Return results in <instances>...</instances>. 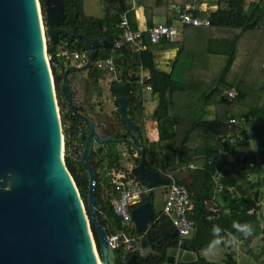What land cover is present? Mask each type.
<instances>
[{"label":"water","instance_id":"1","mask_svg":"<svg viewBox=\"0 0 264 264\" xmlns=\"http://www.w3.org/2000/svg\"><path fill=\"white\" fill-rule=\"evenodd\" d=\"M43 4L52 45L58 44L60 35L83 40L85 64L65 66L60 92L72 115L89 127L82 152L88 179L87 206L63 158V134L39 4L37 0H0V264H118L100 218L103 207L96 196L91 151L95 145L114 142L129 144L139 153L140 161L132 172L149 193L131 211L137 233L145 234L152 227L153 190L167 185L169 179L147 165L139 128L130 116V82L110 88L117 97V112L128 138L101 137L86 108L81 113L75 103L70 76L88 74L94 67L92 53L101 47L112 49V43L62 28L64 0H43ZM193 125L189 119L175 128L177 149L182 148ZM81 135L85 136L84 130ZM157 229L166 237L177 238L170 221L160 223ZM196 260L194 246L182 245L168 249L164 264H190ZM127 264H139L137 256L131 255Z\"/></svg>","mask_w":264,"mask_h":264},{"label":"trees","instance_id":"2","mask_svg":"<svg viewBox=\"0 0 264 264\" xmlns=\"http://www.w3.org/2000/svg\"><path fill=\"white\" fill-rule=\"evenodd\" d=\"M127 0H103L106 4L104 9V17L102 19L85 18L81 13L80 0H64L65 3V15L62 28L71 31L75 34L86 33L90 38H97L99 40H106L110 43H114L118 35L117 24L119 22V15L123 11H128L126 6ZM246 0H217L218 9L209 14H202L198 11L192 12L193 16L201 19H208L210 21V28L239 30L238 34H234L233 37L227 39L223 43L222 47H201V54L196 53L198 47L193 48L191 60L192 66L189 70V81L186 82L185 91L191 92L193 96L191 99L176 101L173 98V69L166 72H159L155 69L153 64L152 52L155 50L156 45L150 43L147 35H145L144 44L146 51L137 54L136 58L130 57V52L127 49H122L116 56L117 60L121 63V73L119 77L123 80L131 82V90L128 95L130 102V116L134 119V110L137 108L138 100L134 96L135 83L133 77L129 73V68L135 69L137 66L145 65L146 61H149L148 70L150 72V84L152 92L158 95V104L154 111V118L158 127V141L160 149L165 153V161L167 166L178 165L180 167L188 165V162H196L194 154L189 148V144L192 140H202L204 142V149L202 151L201 165L199 168L190 171V184L186 186L190 194V206L189 217L195 223L194 235L190 241L186 242L188 245H193L195 252L198 254L200 250L210 247L217 239L228 238L231 240L240 239L245 235L244 225L256 219L254 214H249L254 209V201L246 197L247 191H242V197L237 201H230L231 215L221 217L218 220L213 219V213L209 210V203L214 196V182H213V168L209 164V160L217 158L221 154V138L229 133L227 120L229 117L237 118L245 122H250L255 118L256 122H264V34L260 36L256 48L252 50L250 55H246L241 58L237 54V42L243 36L244 33L259 30L264 27V0H261L260 4L256 6L251 16H247L244 11V5ZM42 10H45L43 0H40ZM116 10V14L111 12ZM128 13V12H127ZM129 17V16H128ZM152 23H149V27ZM134 30H137L136 26H132ZM145 32V31H144ZM241 34V36H240ZM169 43L163 41L160 44ZM83 40H75L67 35H60L57 45H52L47 42V54L51 57L50 66L54 77V86L57 91L59 105L62 107V98L60 96V85L62 82L61 75L65 69V62L63 58L57 57L58 47H64L68 53L81 54ZM159 45V44H158ZM227 46V47H226ZM170 47V46H169ZM207 50H210L208 52ZM213 51V52H212ZM220 55L223 56V61L219 66V69L214 72L210 68H204L200 70L195 63L202 60L201 57L205 55ZM93 60L96 62L100 59L111 56L110 50L106 52L92 53ZM132 59V60H131ZM204 59V58H203ZM135 61V62H134ZM205 61V60H203ZM134 62V63H133ZM57 66V67H55ZM203 71L208 75L213 73V78L210 81H204L200 75H203ZM200 72V73H199ZM101 71L94 67L88 73V79L94 84H97L100 79ZM137 77V76H136ZM235 87L238 91L236 98L229 102L222 96L223 90H229ZM117 104V103H116ZM208 106H213L216 112V118L214 121H203L204 110ZM190 109V112L186 116L181 115L182 109ZM192 119L194 125L189 131L184 145L182 148L177 149L175 144V128L184 121ZM67 118L62 116L61 123L63 137L65 139V165L72 177L79 195L87 206L88 196V179L83 162L76 163L68 156V151L71 146V142L75 139L79 146H83L84 140L81 138L79 125L80 120L74 117L70 111V118L68 122L71 126L65 129ZM123 129L126 128L123 126ZM127 131V130H126ZM126 135H116L117 137L128 138L129 133ZM107 137H111V134L106 132ZM241 138L238 140L236 146L233 147V153L240 155L239 149L242 147H248V136L246 131L241 132ZM239 136V137H240ZM260 147L264 148V127L261 128L260 138L258 139ZM118 143L107 142L98 149H93L90 153L91 164L96 174V196L103 207L100 218L102 224L108 233H114L117 231H130L131 233L138 234L135 229L129 230L122 224V219L118 217L109 200L102 199V183L99 170L105 169L106 172L113 170L123 169L120 163V153L117 149ZM130 151H134L132 146L126 144ZM106 147L108 153L106 157H100L103 152L101 148ZM248 151L245 152V161L248 162ZM247 154V155H246ZM107 160V165H103V160ZM139 162V159L136 160ZM223 168L226 170V175L223 180V185L227 183V178L230 177V167L233 165L224 162ZM235 170L240 174L242 180L241 183H247V176L253 172V169L239 168L236 165ZM150 169L156 171L150 166ZM130 177L136 179V175L131 172ZM106 185H112L114 191V185L110 178L105 180ZM118 195V191L115 189L114 196ZM113 196V197H114ZM111 199V198H110ZM88 212V210H87ZM89 216V213H88ZM103 216L106 220H102ZM90 217V216H89ZM91 229L95 242L98 246L99 243L96 230L91 222ZM224 230L230 231V238L227 237ZM144 248H149L152 254L146 257L140 256L138 253H130L136 255L139 264H164L167 259L168 249L178 246V238L171 239L162 235L157 225L153 224L150 230L146 233L143 243ZM120 251H116L118 257ZM118 260V258H117ZM118 264H121L118 260ZM190 264H215L209 263L206 260L198 257L195 262ZM223 264H235V261L231 256H227Z\"/></svg>","mask_w":264,"mask_h":264},{"label":"crops","instance_id":"3","mask_svg":"<svg viewBox=\"0 0 264 264\" xmlns=\"http://www.w3.org/2000/svg\"><path fill=\"white\" fill-rule=\"evenodd\" d=\"M106 7V4L101 0ZM261 0H246L244 5V11L247 16H251L252 12ZM191 6L193 8L192 12L198 11L202 14H209L218 9L217 0H128L126 1V6L128 8L127 16L129 23L132 26H136L137 30L146 31L149 28V23L153 24H166L171 26L179 35V40L176 43H166L156 45L155 50L152 52V57L154 59L152 66L155 67L159 72H170L173 69V89L174 95L173 98L176 101H181L191 99L193 94L191 92L185 91L186 82L189 81L188 75L189 70L192 66L191 56L193 48L198 47H222L223 43L233 37L234 34H238L239 30H232L227 32L226 29L219 28H210V27H192L189 25H184L180 22L178 11L185 6ZM89 19H102L99 17L88 16ZM133 28V27H132ZM207 38L205 35H209ZM264 34V27L244 33L243 36L238 40V47H256L259 38ZM213 35V36H212ZM241 36V34H240ZM256 36V38H254ZM250 37V40L247 39ZM181 39V41H180ZM226 44V43H225ZM170 46V47H169ZM58 52L64 53L66 50L64 47H58ZM147 49V48H146ZM146 49L144 51H146ZM196 50V49H195ZM143 51V52H144ZM210 52V50H207ZM111 52V50H110ZM213 52V51H212ZM196 53L201 54L202 50L199 49ZM79 54L78 57L73 59V63L78 65L79 62L84 58ZM132 59L136 58L137 54L129 53ZM206 57H201L200 62L195 63L194 66L203 70L204 68L214 67L213 63L217 59L221 58V63L223 61V56L220 55H209L206 53ZM204 58V59H203ZM216 58V59H215ZM86 59V58H85ZM205 60V61H203ZM149 61L145 62V65H140V73L142 76L139 78L131 74V68H129V75L133 77V81L136 85L134 96L137 98V108L134 110V123L139 128L141 132V119L147 117L146 126L150 124L156 126L158 132L157 122L154 118V111L158 104V95L152 92L150 84V72L148 70ZM101 70V69H98ZM200 73V72H199ZM203 73H205L203 71ZM129 82V81H128ZM131 84V82H130ZM99 85V84H98ZM97 86V85H96ZM99 88V86H98ZM130 93V92H129ZM129 95V94H128ZM107 95H103V102L107 99ZM91 102H96V98ZM107 103L105 102V105ZM264 107V103L262 104ZM87 110V109H86ZM84 111V110H83ZM108 109L106 114L110 116ZM190 112V109H182L181 115L186 116ZM89 116L95 122V125L99 126L98 114L99 107L95 106L94 115L89 113ZM118 113V112H117ZM216 118L215 108L213 106H208L204 110L203 121H214ZM121 119V118H120ZM149 120V121H147ZM189 120V119H188ZM227 123V122H226ZM264 127V122H256V119L253 118L250 122H245L241 127L235 129L234 127H229V133L235 134L237 136L241 135L242 131L247 132L248 143L250 139H255L258 144V150L251 152L248 147H242L239 149L240 155H236L231 151H225L217 157L221 167L223 168V163L227 162L228 164L233 165L230 167V177L227 178V183L225 185L224 191L216 192L214 188V196L209 203V210L214 214L213 219L218 220L221 217H226L231 215V204L230 201L237 202L241 197L242 191H247V196L254 201V209L249 212V214H254L256 219L244 225L245 235L240 239H217L210 247L200 250L198 252L197 258L200 257L206 260L209 263L223 264L227 256H231L235 261V264H264V148L260 147L258 139L260 138L261 128ZM149 128V127H148ZM142 136L140 135V138ZM241 137V136H240ZM142 140V138H141ZM143 142V140H142ZM176 144V143H175ZM204 142L202 140H197L195 143L190 144L189 148L194 154V159L197 164H189V169L199 168L202 162L199 160L198 152L202 154L204 149ZM264 145V144H262ZM144 146V144H143ZM145 149V148H144ZM248 151V162L245 161V152ZM146 153V151H145ZM246 154V155H247ZM146 157V156H145ZM240 157H243V160L240 161ZM216 158V157H215ZM148 159V158H147ZM150 168V165L147 164ZM238 165L239 168L253 169V172L247 176V183H241L242 177L239 173L236 172L235 166ZM192 166V168H190ZM183 169H180L178 173V182L182 185L189 186L190 184V171L185 166H182ZM185 167V168H184ZM225 170V168H223ZM164 175V174H163ZM226 175V170H225ZM165 176V175H164ZM163 185H158L154 188L160 189L162 200L161 207L163 204L164 189ZM187 188V187H186ZM154 190H153V206L154 205ZM227 237L230 238V231L224 230ZM194 235V234H193ZM193 237V236H192ZM191 240V239H190Z\"/></svg>","mask_w":264,"mask_h":264},{"label":"built area","instance_id":"4","mask_svg":"<svg viewBox=\"0 0 264 264\" xmlns=\"http://www.w3.org/2000/svg\"><path fill=\"white\" fill-rule=\"evenodd\" d=\"M193 8L191 6H185L179 9L178 16L179 20L184 25L192 27H209L210 21L208 19H201L195 17L192 14ZM127 11H123L119 15V22L117 24L118 35L112 44L111 56L100 59L95 62V67L101 70L111 71L114 69V56L117 55L122 49H127L130 53L140 54L145 49L144 44L145 35H147L149 41L153 45H158L163 41L170 43H176L179 40L178 33L166 24H153L145 32L141 30H134L127 16ZM57 57L63 58L65 66L68 64H74L73 59L78 57L76 53H58ZM84 57V56H83ZM47 59V56H46ZM51 57L48 56V61ZM85 57L79 62L78 66L85 64ZM75 65V64H74ZM57 67V66H55ZM238 94L235 87L229 90H223L222 96L225 97L229 102H232ZM239 120L237 118L229 117L227 125L234 127L237 125ZM241 137L228 133L221 138V150L222 152L231 151L236 146L238 140ZM243 157H240V161ZM209 164L213 168V182L216 192L224 191L223 180L225 178V170L221 167L217 158L209 160ZM192 168V166L190 167ZM114 175V173H113ZM118 181L112 180V184L118 191V195L112 197L109 203L114 213L122 219V224L129 230L135 229L131 220V211L137 206L143 203L144 196L149 193L143 184L136 179H128L124 175H114ZM169 179L167 185H163L164 197L161 210L155 212L153 224L159 225L162 222L170 221L173 227L176 229L178 238V247L182 245H188L186 242L190 241L194 234L195 223L189 217L191 210L190 206V194L188 189L180 184L173 175H165ZM145 234H134L130 231H117L114 233H108V243L111 248L118 254V260L121 264H127L128 255L130 253H138L142 257L144 253L151 252L149 248H144L142 243ZM152 253V252H151ZM180 264V263H175Z\"/></svg>","mask_w":264,"mask_h":264},{"label":"rangeland","instance_id":"5","mask_svg":"<svg viewBox=\"0 0 264 264\" xmlns=\"http://www.w3.org/2000/svg\"><path fill=\"white\" fill-rule=\"evenodd\" d=\"M128 1V0H127ZM39 4V14L41 18V25L42 27V34H43V41H44V47H45V52L47 56V62L49 63V67L51 70L50 66V61H48V54H47V42L49 41L48 36H47V30H46V25H45V10H42L40 0H37ZM81 3V13L83 17L89 18L88 16H94V17H99L102 18L104 16V5L101 2V0H80ZM112 14H116V10H113L111 12ZM229 29H227L228 32ZM232 31V30H229ZM206 38L209 35H205ZM213 36V35H212ZM256 38V36H254ZM259 41H260V36H258ZM248 40H250V37H247ZM181 41V39H180ZM227 47V46H226ZM256 47H249L247 45L246 47H237V54L243 58L246 55H250L252 53V50ZM196 49V48H195ZM118 56H114V64L115 67L113 70L108 71V70H100L101 75L99 79V88L96 86L91 80L88 79V74L87 73H80V74H72L70 76L71 80V88L74 94L75 98V103L79 105L80 111L84 110L86 108L89 113L93 114L95 113V106L99 107V112L101 114H98L99 118V126L97 127V130L101 134V137L106 136V132L110 133L113 137L116 136L114 135L117 133V135H126L127 131L123 129V126L120 127L119 129L116 130L114 128L118 122H120V117L117 113V109L114 105L115 102V97L110 95V86L112 85L111 83L115 81L114 76L119 77L121 71V63L118 62ZM216 59V58H215ZM132 60V59H131ZM135 62V61H134ZM133 62V63H134ZM221 65V58L217 59L213 63L214 67H211L214 72H216L219 69V66ZM131 74L139 78L142 76V73H140V67L137 66L135 69H131ZM52 74V71H51ZM200 77L203 78L204 81H210L213 78V73L208 75L207 73H203V75H200ZM52 79H53V84H54V77L52 74ZM55 88V87H54ZM107 95V99L105 102L107 103L105 105V102H103L101 99H103V95ZM55 96H56V102H57V111L59 114V119L61 122L62 116H65L67 118L66 124H65V129H68L71 126V123L68 122V119L70 118V110L68 106L65 105V100L63 96H60L62 98V107L59 105V100L57 96V91L55 89ZM96 98V102H91L93 99ZM111 108L113 109L112 112H110V116L106 114L108 109L111 111ZM146 119L147 117H143L141 119V132L140 135L142 136L144 148H145V156H146V162L149 164L152 168H154L157 172H160L164 175H173L175 178H178V173L180 169H183V167H180L178 165H173V166H167L166 161H165V153L160 149L159 146V141H158V132L156 130V126L151 127L152 125L150 124L149 126H146ZM149 121V120H147ZM81 122V121H80ZM148 124V123H147ZM244 124V121L239 120L237 125L234 126L235 129H238V127H241ZM85 123H82L79 125V128H85ZM149 127V128H148ZM61 128L62 130L64 129L62 127L61 123ZM117 131V132H116ZM197 140H192L190 144L195 143ZM65 139L63 137V158L65 157ZM189 144V145H190ZM99 146L95 145L94 149H98ZM103 152L100 154V157H106L108 150L106 147L101 148ZM117 149L120 153V163L123 167V169L120 168V170L116 171L113 170L111 172H106L105 169H101L98 171L100 175L101 181H103L101 187H102V199L105 201L110 200L114 196V191L116 188H114V191L111 187L106 185L105 180L107 178L112 180H117V176L115 177L114 175H124L128 179H132L130 177V173L132 172V169L137 165V159L140 161V155L137 151H130L127 145L125 144H118ZM82 152H83V146H79V144L76 142L74 139L71 142V146L68 151V156L72 159V161L79 163L82 162ZM201 152V151H199ZM199 156H202L203 154L199 153ZM148 158V159H147ZM201 161V159L199 158ZM103 165H107V160H103ZM189 164H197V162H188ZM188 164V165H189ZM188 165H185V167L188 169V171L194 170V169H189ZM184 167V168H185ZM114 173V175H113ZM115 187V186H114ZM161 190L160 189H155L154 190V205H155V210L159 211L161 209V200H162V195H161ZM88 214V213H87ZM90 219V218H89ZM102 220H106V218L103 216ZM152 254L151 252H148L147 254L144 253V256Z\"/></svg>","mask_w":264,"mask_h":264},{"label":"flooded vegetation","instance_id":"6","mask_svg":"<svg viewBox=\"0 0 264 264\" xmlns=\"http://www.w3.org/2000/svg\"><path fill=\"white\" fill-rule=\"evenodd\" d=\"M110 43V42H109ZM108 50H111V49H106V48H104V47H101L99 50H98V52L97 51H95V53H99V52H106V51H108ZM94 61V60H93ZM94 64H95V61H94ZM94 67H95V65H94ZM93 67V68H94ZM96 69H98L97 67H96ZM114 78H115V81L114 82H112L111 84L113 85V84H123V83H125V82H128V81H125V80H123L122 79V77H117V76H114ZM98 84H99V81H98V83L97 84H95V85H97L98 86ZM111 85V86H112ZM111 86H110V88H111ZM110 95H112V96H114L115 97V102H114V105H115V107H116V109H117V107H118V105L116 104L117 103V97L110 91ZM117 111V110H116ZM81 113H83V110H81ZM78 119V118H77ZM81 121V120H80ZM82 122V121H81ZM83 123V122H82ZM86 126H85V128H80V133H81V131L82 130H84L85 131V136L83 137L82 135H81V138H83V140L85 141V138H86V136H87V133L89 132V127H88V125L87 124H85ZM122 126H124V123H122L121 122V119H120V122H118L117 123V125L114 127V128H116V130L117 129H119L120 127H122ZM117 132V131H116ZM114 135H117V133H115ZM103 137H107V136H103ZM111 137H113L112 135H111ZM117 138H124V137H117ZM118 144H125V143H118ZM126 145V144H125Z\"/></svg>","mask_w":264,"mask_h":264},{"label":"clouds","instance_id":"7","mask_svg":"<svg viewBox=\"0 0 264 264\" xmlns=\"http://www.w3.org/2000/svg\"><path fill=\"white\" fill-rule=\"evenodd\" d=\"M249 150L251 152H255L258 150V144H257V141L255 139H250L249 141Z\"/></svg>","mask_w":264,"mask_h":264},{"label":"bare ground","instance_id":"8","mask_svg":"<svg viewBox=\"0 0 264 264\" xmlns=\"http://www.w3.org/2000/svg\"><path fill=\"white\" fill-rule=\"evenodd\" d=\"M41 19V18H40ZM100 264H102V263H100Z\"/></svg>","mask_w":264,"mask_h":264}]
</instances>
